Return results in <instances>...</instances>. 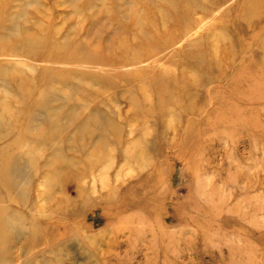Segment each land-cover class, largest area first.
I'll use <instances>...</instances> for the list:
<instances>
[{
    "label": "rangeland",
    "instance_id": "rangeland-1",
    "mask_svg": "<svg viewBox=\"0 0 264 264\" xmlns=\"http://www.w3.org/2000/svg\"><path fill=\"white\" fill-rule=\"evenodd\" d=\"M0 252L264 264V0H0Z\"/></svg>",
    "mask_w": 264,
    "mask_h": 264
},
{
    "label": "bare ground",
    "instance_id": "bare-ground-1",
    "mask_svg": "<svg viewBox=\"0 0 264 264\" xmlns=\"http://www.w3.org/2000/svg\"><path fill=\"white\" fill-rule=\"evenodd\" d=\"M26 45V44H25ZM27 46V45H26ZM23 47H24V45H22V44H17V47H16V49L13 51V52H18L19 50H22L23 49ZM1 179H2V184L3 185H5V178L4 177H2L1 176ZM0 254H1V252H0Z\"/></svg>",
    "mask_w": 264,
    "mask_h": 264
}]
</instances>
